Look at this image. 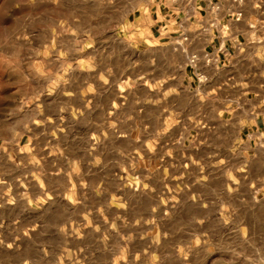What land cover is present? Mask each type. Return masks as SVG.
<instances>
[{
  "label": "rangeland",
  "instance_id": "1",
  "mask_svg": "<svg viewBox=\"0 0 264 264\" xmlns=\"http://www.w3.org/2000/svg\"><path fill=\"white\" fill-rule=\"evenodd\" d=\"M140 2L0 0V264H264V95H188Z\"/></svg>",
  "mask_w": 264,
  "mask_h": 264
},
{
  "label": "crops",
  "instance_id": "2",
  "mask_svg": "<svg viewBox=\"0 0 264 264\" xmlns=\"http://www.w3.org/2000/svg\"><path fill=\"white\" fill-rule=\"evenodd\" d=\"M135 11L140 45L182 54L188 95H264V0H141ZM255 97L253 133L264 128Z\"/></svg>",
  "mask_w": 264,
  "mask_h": 264
},
{
  "label": "built area",
  "instance_id": "3",
  "mask_svg": "<svg viewBox=\"0 0 264 264\" xmlns=\"http://www.w3.org/2000/svg\"><path fill=\"white\" fill-rule=\"evenodd\" d=\"M195 61H196V59H195V57H194V58L192 59L191 63H192V64H195ZM198 80H199V82H204V77H203V76H199Z\"/></svg>",
  "mask_w": 264,
  "mask_h": 264
}]
</instances>
